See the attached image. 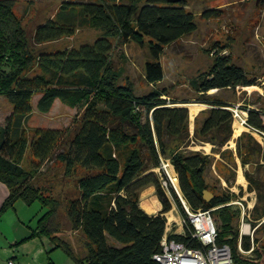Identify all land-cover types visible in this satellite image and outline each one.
Masks as SVG:
<instances>
[{
	"label": "trees",
	"instance_id": "obj_1",
	"mask_svg": "<svg viewBox=\"0 0 264 264\" xmlns=\"http://www.w3.org/2000/svg\"><path fill=\"white\" fill-rule=\"evenodd\" d=\"M186 5L187 0H64L53 18L37 25L30 38L14 11L15 0H0V97L11 105L4 123H0V181L8 188L0 216L18 200L29 205L39 201L46 208L22 241L46 235L53 242L49 252L61 247L78 264H158L153 256L162 249L167 222L164 213L172 205L153 168L162 169L163 159L169 158L190 206L194 210L216 208L218 243L228 244L240 264H264V246L254 247L250 254L238 250L240 237L232 222L240 212L227 204L231 196L214 193L211 200L204 199L203 191L209 188L205 172L210 156L180 149L190 140L189 111L180 104L191 100L171 96L167 87L157 85L164 79L160 62L164 48L197 29L195 16ZM217 15L219 10L204 13ZM77 26L96 29L100 34L77 47L36 49L72 35ZM131 40L140 44L147 40L152 55L145 64V79L153 87L142 94L136 93L123 66L112 56L115 42ZM226 45L214 41L207 49L212 64L189 82L196 93L192 101L209 105L195 135L219 149L233 134V113L229 102L209 91L257 84L230 54L223 53ZM56 100L80 110L71 132L28 127L34 107L47 113ZM246 110V126L264 135V112ZM244 136L250 141L242 143ZM244 136L238 142L246 164V156L261 154L262 146L250 133ZM242 148L246 149L245 156ZM27 155L29 165L25 166ZM48 161L60 163L65 175L76 174L65 210L72 229L80 230L88 241L84 258L73 253L55 227L59 201L37 180ZM256 167L245 176L248 189L256 192L254 219H260L264 217V163ZM164 177L186 218L176 191L166 174ZM150 184L157 188L163 205L156 214L147 213L139 203L140 191ZM173 236L185 241L182 235ZM256 241L244 235L241 245L249 250ZM47 264L56 263L49 258Z\"/></svg>",
	"mask_w": 264,
	"mask_h": 264
},
{
	"label": "rangeland",
	"instance_id": "obj_2",
	"mask_svg": "<svg viewBox=\"0 0 264 264\" xmlns=\"http://www.w3.org/2000/svg\"><path fill=\"white\" fill-rule=\"evenodd\" d=\"M63 1L15 0L14 11L21 18L22 24L31 38L37 25L53 18ZM186 8L193 12L197 29L164 48L160 55L164 79L157 85L167 87L171 96L191 100L188 105H199L193 114L188 109L190 140L187 141V146L182 144L180 149L199 150L210 156L211 162L205 172V180L209 184V188L205 190L212 192V194L228 193L231 196V201L227 204L233 206V211L239 210L240 212L232 222L234 228L238 230L239 237L241 235L249 236L251 242L254 239L257 240L255 244H252L254 247H262L264 246V217L254 219L253 208L257 197L255 191L248 189L249 181L245 172H254L259 162L264 163V135L247 127L245 121L248 116L246 108H257L264 112V0H260L258 3L257 0H187ZM209 10H219V15L204 16V13ZM99 34L100 31L96 29L77 26L72 35H65L57 40L36 46V49L54 50L77 47L81 43L93 41ZM214 41L227 44L223 53L230 54L235 63L241 65L250 77L257 80V84L250 86L209 91L211 95L229 102L231 104L229 108L233 113V134L220 149L212 142L195 135L196 129L207 115L209 105L192 101L195 99L196 93L189 84L193 77L207 70L212 64L213 57L207 52V49ZM115 44L116 47L112 55L114 62L123 66L124 75L133 82L137 94L149 92L153 85L145 79V64L152 55L147 40L144 44L132 40L123 44L115 42ZM37 98L38 95L33 98L34 105ZM10 110V103L1 96V124L4 123ZM79 113L78 108H70L56 100L47 113H41L34 107L28 127H48L71 132L74 118ZM242 121L247 128H242L237 134L236 122ZM248 133L251 134L254 141L256 140L261 144V154H248L246 157L249 163L243 164V157L239 153L240 142H238V138ZM248 140L249 138L244 136L241 142L244 143ZM240 151L245 156L246 149L242 148ZM169 163H171L170 159L164 158L162 169L159 167L153 168V170L158 174L161 189L171 202L172 206L168 211H171V214H174L178 219L181 212L164 177L166 174L178 195L168 173L170 172ZM24 165H29V155H27ZM240 172L243 174L245 182L239 181ZM177 178L179 181L178 174ZM37 180L49 190L48 193L52 197L59 201L54 220L55 227L61 236L68 241L73 253L78 258H84L89 251L88 241L80 230L72 229L65 210L66 199L75 187L76 174L65 175L60 163L48 161L41 167ZM178 190L181 192L180 185ZM145 202L152 206V209L148 211L160 212L162 210L163 205L157 195V188L153 184L140 191L139 203L144 210H146L143 207ZM215 209L212 212L214 217ZM45 210L46 208L42 207L39 201L29 205L23 200H18L14 207L1 214L0 231L4 235H0V264H9L10 260L14 261L15 264H47L49 258H52L56 264H78L61 247L49 252L53 242L46 235L22 241L36 227L38 218ZM167 216L169 217L168 214ZM169 220L172 221L170 218ZM5 233L8 238H5ZM239 240L238 242H240ZM238 250L240 252L242 250L239 248V243ZM14 255L16 257L10 259Z\"/></svg>",
	"mask_w": 264,
	"mask_h": 264
},
{
	"label": "built area",
	"instance_id": "obj_3",
	"mask_svg": "<svg viewBox=\"0 0 264 264\" xmlns=\"http://www.w3.org/2000/svg\"><path fill=\"white\" fill-rule=\"evenodd\" d=\"M173 183V182H172ZM181 202L182 210L186 216L179 217V221L170 222L167 212L166 229L162 249L153 256L158 264H240L236 262L231 247L226 243H218V225L213 216V209L194 210L182 193L176 188ZM179 234L185 237V241L177 240L173 235ZM239 248L243 254H250L254 249L244 250ZM9 264H15L10 260Z\"/></svg>",
	"mask_w": 264,
	"mask_h": 264
},
{
	"label": "bare ground",
	"instance_id": "obj_4",
	"mask_svg": "<svg viewBox=\"0 0 264 264\" xmlns=\"http://www.w3.org/2000/svg\"><path fill=\"white\" fill-rule=\"evenodd\" d=\"M198 107H199V105H188V108L191 110V113L192 114L197 111ZM236 124H237L236 126H238V128L236 129L237 134L239 133V131L242 128H247L243 124V121L240 122V123L236 122ZM168 168L170 169V172H168V173H169V175H170V177L172 179V182H173L174 186L178 189L179 188V181H178V178H177V173L174 170L173 164L172 163H169V167ZM239 181L240 182H245L244 181V176H243V174L241 172L239 173ZM143 207L146 209V211L152 209V206L148 202L143 203ZM166 214L169 215V218L170 219L179 221V217L177 216L178 219H176L175 215L174 214H171V211H168ZM245 229H248V228L245 227Z\"/></svg>",
	"mask_w": 264,
	"mask_h": 264
},
{
	"label": "crops",
	"instance_id": "obj_5",
	"mask_svg": "<svg viewBox=\"0 0 264 264\" xmlns=\"http://www.w3.org/2000/svg\"><path fill=\"white\" fill-rule=\"evenodd\" d=\"M7 195H8V188H7V186L4 184V183H2L1 181H0V206H1V204L3 203V201H4V199L7 197ZM146 211V210H145ZM147 213H150V214H156L157 212L156 211H146ZM0 235H4L3 233H2V231H0ZM4 237V236H3ZM5 238H8L7 237V234L5 233ZM15 242H16V239H15ZM16 256L14 255V256H12V257H10V259L12 258V259H14Z\"/></svg>",
	"mask_w": 264,
	"mask_h": 264
},
{
	"label": "water",
	"instance_id": "obj_6",
	"mask_svg": "<svg viewBox=\"0 0 264 264\" xmlns=\"http://www.w3.org/2000/svg\"><path fill=\"white\" fill-rule=\"evenodd\" d=\"M175 1H178V0H175ZM259 1H260V0H257V3H258ZM188 104H189V103H182V104H180V106H181V107H184V108H186V109H189V108H188ZM213 196H214V194H212V192H210V191H208V190H204V191H203V197H204V199H205L206 201L211 200V199L213 198Z\"/></svg>",
	"mask_w": 264,
	"mask_h": 264
}]
</instances>
